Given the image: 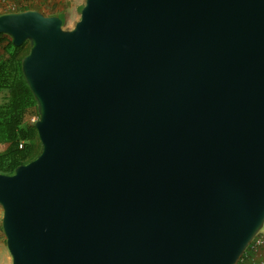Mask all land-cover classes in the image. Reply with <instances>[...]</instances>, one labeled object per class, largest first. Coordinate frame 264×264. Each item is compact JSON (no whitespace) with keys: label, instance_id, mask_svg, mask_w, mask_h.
Segmentation results:
<instances>
[{"label":"water","instance_id":"95a60500","mask_svg":"<svg viewBox=\"0 0 264 264\" xmlns=\"http://www.w3.org/2000/svg\"><path fill=\"white\" fill-rule=\"evenodd\" d=\"M27 41L37 155L0 173L11 264H237L264 227V0H84Z\"/></svg>","mask_w":264,"mask_h":264},{"label":"trees","instance_id":"16d2710c","mask_svg":"<svg viewBox=\"0 0 264 264\" xmlns=\"http://www.w3.org/2000/svg\"><path fill=\"white\" fill-rule=\"evenodd\" d=\"M28 49L27 41L15 46L11 38L1 44L0 91L4 93L0 100V145L6 144L0 150L2 174L12 173L17 165L34 158L40 149L34 122H28L31 115L38 117L36 102L20 68L21 58Z\"/></svg>","mask_w":264,"mask_h":264},{"label":"crops","instance_id":"0c3cea01","mask_svg":"<svg viewBox=\"0 0 264 264\" xmlns=\"http://www.w3.org/2000/svg\"><path fill=\"white\" fill-rule=\"evenodd\" d=\"M72 3L74 0H0V11L2 10H19L21 8H37L42 12H45L44 8L52 7L56 11L49 14H56L62 18L61 10L62 3ZM0 264H11V258L8 250L4 245L0 246Z\"/></svg>","mask_w":264,"mask_h":264},{"label":"rangeland","instance_id":"374dc122","mask_svg":"<svg viewBox=\"0 0 264 264\" xmlns=\"http://www.w3.org/2000/svg\"><path fill=\"white\" fill-rule=\"evenodd\" d=\"M84 3V0H74L72 3H69V2H64L62 3V10L60 11L61 12V15H62V27L63 28H71L73 26V24L76 22V20L79 18V11H80V8L82 6V4ZM45 10V14H48V15H53V14H49V13H52V12H55L56 9L55 8H50V7H46L44 8ZM2 41L0 43V52H1V44L5 43L6 40L10 39V37L7 35V34H2ZM3 93L4 91H0V100L3 96ZM33 118L37 119L35 115H31L29 116L28 118V122L29 123H32L35 121V119L33 120ZM6 146L5 145H0V150L2 148H4ZM0 220H1V208H0ZM264 229V227H263ZM4 245V247H6L5 245V236H4V233L2 231V228H1V221H0V246ZM7 249V247H6ZM2 262V259L1 261Z\"/></svg>","mask_w":264,"mask_h":264},{"label":"built area","instance_id":"2783aa9c","mask_svg":"<svg viewBox=\"0 0 264 264\" xmlns=\"http://www.w3.org/2000/svg\"><path fill=\"white\" fill-rule=\"evenodd\" d=\"M35 118H33L34 120ZM36 120V119H35ZM21 146V143H19ZM237 264H264V229L252 238Z\"/></svg>","mask_w":264,"mask_h":264}]
</instances>
